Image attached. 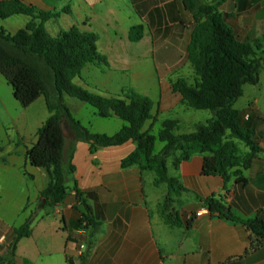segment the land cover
Returning <instances> with one entry per match:
<instances>
[{"label": "crops", "instance_id": "0c3cea01", "mask_svg": "<svg viewBox=\"0 0 264 264\" xmlns=\"http://www.w3.org/2000/svg\"><path fill=\"white\" fill-rule=\"evenodd\" d=\"M22 1L61 13L46 23L52 35L75 25L99 35V51L110 65L85 67H96L104 75L116 73L115 79L121 80L116 84L118 91L111 93L103 78L88 83L81 76L83 86L120 94L127 87L140 91L144 82L150 88L141 92L149 95L155 88L163 113L183 105L181 95L172 88V80L188 77L183 69L191 67L187 46L194 16L183 0ZM220 10L229 14L228 22L239 35L259 40V54L264 56V0H226ZM18 16L0 22L22 21L12 31L3 25L15 32L29 20L27 15L22 20ZM139 25L143 36L133 40L131 29ZM3 81L0 78V262L8 258L13 264H67L71 257L76 264H264V238L258 239L244 223L264 220V106L257 95L240 109L243 121L261 137L262 148L240 167L239 177L245 181L237 182L238 176L226 181L219 174L204 175L202 154L183 161L178 169L169 163L170 174L186 188L173 194L172 208L182 224L171 226L159 208L168 193L167 184L156 185L155 172L142 170L138 163L122 166L123 158L136 148L132 140L92 153L88 142L67 136L66 148L75 144L76 171L68 182L70 193L57 206L40 208L49 173L33 166L27 151L50 112L43 96L17 111L13 89ZM239 145L246 155L251 153L243 142ZM75 185L91 193L85 197L98 226H79L85 208L78 201ZM213 195L239 221L212 213L204 199ZM153 206L159 209L156 218ZM33 213L31 234L21 237L12 252L17 228Z\"/></svg>", "mask_w": 264, "mask_h": 264}, {"label": "trees", "instance_id": "16d2710c", "mask_svg": "<svg viewBox=\"0 0 264 264\" xmlns=\"http://www.w3.org/2000/svg\"><path fill=\"white\" fill-rule=\"evenodd\" d=\"M226 0H183L186 10L193 13L194 26L187 46V57L196 77L192 83L188 77L172 80L173 91L182 97V103L193 109H209L213 115L206 122H199L192 132L178 133L176 118L161 121L158 133L154 126L159 120V102L150 95L133 87L123 89L120 94L91 90L74 79L81 77L82 69L94 64L109 67L107 57L99 51V35L84 31L77 25L52 35L46 27L47 21L58 17V11H46L28 5L22 0H0V20L24 14L27 24L15 32L8 31L0 22V75L11 85L16 99L28 107L41 96L45 97L49 117L37 130V140L28 149L27 158L35 167L45 168L49 183L41 193L40 208L62 203L69 195L70 177L75 173L73 163L75 144L66 148L68 121L75 140L90 144L95 153L102 147L121 145L129 140L136 148L122 160V166L138 163L142 170L154 171L155 184H167L168 193L159 208L165 223L181 225L179 214L172 208L173 194L179 195L186 188L179 178L169 172V159L178 169L183 161L195 154L204 156V175H222L226 181L240 176V167L260 153L261 137L256 130L243 121L236 101L243 95L244 85L257 84L260 70L264 68V56L259 54V40H250L239 35L229 24V14L220 10ZM130 36L139 40L143 26H134ZM66 95L75 97L93 106L95 113L103 118L117 116L126 124L115 134L92 132L72 113ZM151 121L150 126L146 127ZM157 139L165 143L160 152L155 151ZM239 142L251 149L245 154ZM2 147L0 146V151ZM29 176L34 175L26 172ZM81 211L79 226H98L93 209L85 195L74 186ZM212 213H218L233 221H239L227 206L215 195L204 199ZM34 213L17 228L16 241L31 234L30 225ZM258 239L264 238V220L251 219L244 222ZM67 264H76L67 258Z\"/></svg>", "mask_w": 264, "mask_h": 264}, {"label": "rangeland", "instance_id": "374dc122", "mask_svg": "<svg viewBox=\"0 0 264 264\" xmlns=\"http://www.w3.org/2000/svg\"><path fill=\"white\" fill-rule=\"evenodd\" d=\"M25 17L26 15L18 16V18H21V20ZM11 20H14V19H11ZM22 23H23L22 21H19L17 23L15 21H12V23H9L8 21H4L3 25L6 28H8L10 31H12L18 28L19 25H21ZM183 70L186 72V73L184 72V74L188 76L189 81L193 83L195 81L196 74L192 66L189 67L188 69L187 67H184ZM81 76H82V80L88 83H92L94 80L96 82L97 81L99 82L101 78H103L105 80V84L107 85V89H109L111 93H117L118 90H117L116 84H117V81L118 82L121 81V80L115 79L116 73H109V75H104L101 73L100 69H97L96 67H84L82 69ZM0 78H2V80H5L3 79V77H0ZM74 81L76 83H79V77H76ZM124 81L129 83L132 80L123 79L122 82ZM3 82L6 83V81H3ZM149 88L150 86L148 84L141 82L140 87L138 89H140V92H141V91H146V89H149ZM12 95H10V98ZM149 95L155 101H157V95H156L155 88L152 90H149ZM254 95H257L259 97L260 104L264 106V68L260 70V81L258 84L247 83L244 85L243 95L239 97V99L236 101L235 107L238 109L246 108L249 104V101H251ZM12 100H15L16 104H18L17 111L24 108L22 107L23 105L17 99H14V97H12ZM67 102L71 108L73 115L78 120H80L82 124L85 127H87L89 130H91L92 132L107 133V134L112 135L118 132L122 128V126L126 124V122L123 119L117 116H114L111 118H103V117L96 115L93 106L75 97L67 96ZM159 106H160V102H159ZM162 111L163 110L160 109L159 120L154 126L155 134L158 133V130L161 126V121L167 117L176 118L179 121L178 123L179 129L177 131L178 133H187V132L194 131L196 129L197 124L200 121L205 122L209 117L213 115L212 111L209 109H193V108H189L188 106L184 104L178 105L174 109L168 110L164 113ZM150 122L151 121L148 122L147 127L150 126L151 124ZM65 126H66L67 136L73 141V139H75V136H74L72 129L69 126L68 121H65ZM164 145H165L164 142L157 139L155 151L157 153L160 152L162 148L164 147ZM172 159L173 157H170L169 159V163L171 165H172ZM158 211L159 209L156 206H153V212H154L155 218L158 216Z\"/></svg>", "mask_w": 264, "mask_h": 264}, {"label": "built area", "instance_id": "2783aa9c", "mask_svg": "<svg viewBox=\"0 0 264 264\" xmlns=\"http://www.w3.org/2000/svg\"><path fill=\"white\" fill-rule=\"evenodd\" d=\"M198 214H201V212H198ZM0 264H13L10 259L5 258L3 260H1Z\"/></svg>", "mask_w": 264, "mask_h": 264}, {"label": "water", "instance_id": "95a60500", "mask_svg": "<svg viewBox=\"0 0 264 264\" xmlns=\"http://www.w3.org/2000/svg\"><path fill=\"white\" fill-rule=\"evenodd\" d=\"M225 213H226V214H229V210H228V209H226V210H225Z\"/></svg>", "mask_w": 264, "mask_h": 264}]
</instances>
